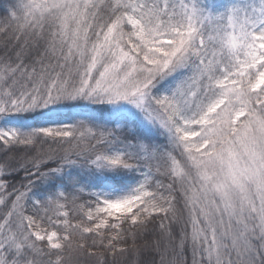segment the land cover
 <instances>
[{
  "label": "snow or ice",
  "instance_id": "1",
  "mask_svg": "<svg viewBox=\"0 0 264 264\" xmlns=\"http://www.w3.org/2000/svg\"><path fill=\"white\" fill-rule=\"evenodd\" d=\"M0 264H264V0H0Z\"/></svg>",
  "mask_w": 264,
  "mask_h": 264
}]
</instances>
